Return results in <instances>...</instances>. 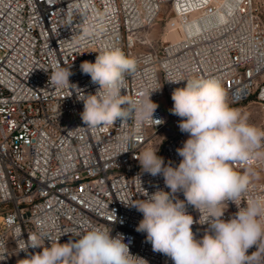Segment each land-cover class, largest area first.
I'll return each mask as SVG.
<instances>
[{"label": "built area", "instance_id": "1", "mask_svg": "<svg viewBox=\"0 0 264 264\" xmlns=\"http://www.w3.org/2000/svg\"><path fill=\"white\" fill-rule=\"evenodd\" d=\"M164 4L173 17L186 16L184 37H163L158 46L140 50ZM137 31L143 40L135 38ZM114 47L137 63L125 94L139 100L141 91L156 90L150 97L158 104L154 118L163 124L137 129L130 119L87 127L76 91L49 81L56 66L69 67L70 84L95 94L98 85L80 65ZM192 77L221 81L230 106L255 97L264 109V0H0V264H18L42 251L22 250L30 233L43 230L66 243L92 226L124 234L130 253L148 264H173L136 231L142 213L126 204L145 199L144 190L169 191L163 176L143 173L136 158L171 128L161 157L179 164L176 150L188 134L170 112L171 94ZM175 80L181 82H168ZM251 167L262 178L251 180L242 202L264 198V159ZM237 210L229 202L224 218ZM187 212L199 220L193 206ZM199 223L192 226L197 239L207 228Z\"/></svg>", "mask_w": 264, "mask_h": 264}, {"label": "clouds", "instance_id": "2", "mask_svg": "<svg viewBox=\"0 0 264 264\" xmlns=\"http://www.w3.org/2000/svg\"><path fill=\"white\" fill-rule=\"evenodd\" d=\"M136 67L134 58L114 47L100 51L94 62L80 65L81 72L98 85L95 94H85L70 84L73 73L69 67L56 66L49 81L76 91L77 99L83 102L81 119L87 127L130 119L135 120L137 129L153 121L163 124V119L154 118L158 104L150 97L156 90L141 91L139 100L125 94V80ZM183 82L184 86L171 94L170 109L181 118L180 131L188 134L176 150L182 159L177 166L165 164L157 155L158 149L153 148H146L136 158L143 173L162 175L169 189L157 188L151 194L144 190L145 199L126 204L142 213L136 231L146 233L152 250L169 257L173 264H264V198L249 196L242 202L255 176L252 161L264 159V129L250 124L246 115L227 103L218 79L192 77ZM237 165L243 170L238 171ZM229 202L238 210L225 219ZM188 205L200 213L198 221L203 218V223L194 221L187 212ZM194 222L207 225L200 239L193 232ZM111 232L108 227L92 226L70 235L66 243L43 230L30 233L22 250L42 251L18 264H148L130 253L124 234L113 236ZM254 246L256 251L249 255Z\"/></svg>", "mask_w": 264, "mask_h": 264}, {"label": "rangeland", "instance_id": "3", "mask_svg": "<svg viewBox=\"0 0 264 264\" xmlns=\"http://www.w3.org/2000/svg\"><path fill=\"white\" fill-rule=\"evenodd\" d=\"M162 13L159 16V19L156 23L147 29L145 32L147 39L150 42H146L140 46V50L150 49L156 47L160 44L161 38L165 40H174L181 37L182 34L186 32V16L185 17H173L171 11H169V4H164L162 6ZM173 17V18H172ZM172 19V20H171ZM167 28V29H166ZM165 33V34H164ZM142 38L144 39V33ZM164 35V36H163ZM231 107L239 109L242 114L246 115L248 122L252 125H255L261 129H264V109L260 103L251 97L248 100H245L241 103L232 105ZM154 132V131H153ZM174 130L168 128L167 130L159 133L153 143L150 145V148L158 149L157 155L161 157L162 148L165 140L170 137L169 134L173 133ZM261 174L259 172L255 173V176L252 180L261 179ZM2 221V216H0V222Z\"/></svg>", "mask_w": 264, "mask_h": 264}, {"label": "bare ground", "instance_id": "4", "mask_svg": "<svg viewBox=\"0 0 264 264\" xmlns=\"http://www.w3.org/2000/svg\"><path fill=\"white\" fill-rule=\"evenodd\" d=\"M179 17H185V16H179ZM141 33H143L142 31H137V32H135L134 33V36H135V38L137 39V40H143V38H142V34ZM184 35L185 34H182L181 35V37H179V38H177V39H181V38H183L184 37ZM177 39H174V40H177Z\"/></svg>", "mask_w": 264, "mask_h": 264}, {"label": "water", "instance_id": "5", "mask_svg": "<svg viewBox=\"0 0 264 264\" xmlns=\"http://www.w3.org/2000/svg\"><path fill=\"white\" fill-rule=\"evenodd\" d=\"M0 212H1V209H0Z\"/></svg>", "mask_w": 264, "mask_h": 264}]
</instances>
